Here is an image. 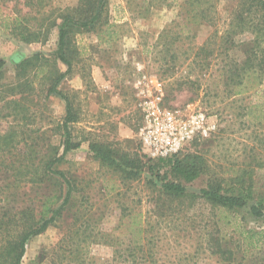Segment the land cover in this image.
Here are the masks:
<instances>
[{
  "label": "rangeland",
  "instance_id": "374dc122",
  "mask_svg": "<svg viewBox=\"0 0 264 264\" xmlns=\"http://www.w3.org/2000/svg\"><path fill=\"white\" fill-rule=\"evenodd\" d=\"M143 1L109 0L103 24L91 33L75 37L72 69L59 85L63 95L52 97L47 109L43 106L32 109L37 118L31 128L46 130L48 143L58 144V137L53 136L51 128L65 116L63 97L70 101L77 118L71 128L74 141L80 147L68 155V163L61 169L77 179L89 201L84 203L85 213L80 220L66 214L45 233L32 238L27 243L22 264H125L115 260L114 249L98 237L83 239L87 227L90 231H101L102 234L114 231L119 235L123 207L141 214L142 220L148 222L154 257L150 263L137 259L138 264H224L210 254L202 238L206 227L212 229L213 223L214 213L207 205L196 204L191 199L175 200L168 203L173 208L169 211L168 206L161 209L153 203L152 197L156 194L150 190L148 182L160 185L165 179H180L173 175L169 159H151L142 150L138 136L142 124L140 105L144 96H157L161 89L165 108L183 110L193 105L217 118L218 132L210 139L190 143L180 158L201 156L208 162L210 173L226 178L234 176L232 166L238 169L237 165L244 168L251 164L249 150L259 144L249 126L253 121L260 131H264V126L255 120L262 114L256 113V117L247 115L246 107L253 100L248 97L250 93L228 98L219 78L196 81L197 75L191 73L187 65L174 69L165 63L157 47L160 35L178 19L179 6L187 0L158 1L149 11L140 10V5L148 4ZM81 7V0H49L40 8L26 6L25 0H0V57L6 62L0 84V133L18 124L14 117L7 116L10 111L2 100L20 101L25 95L16 89L21 80L17 77L18 63L37 53L52 57L57 50V29L50 32L46 43H24L20 40L21 34L30 32L40 40L44 38L41 37L44 28L62 12ZM231 9L232 4L221 3V17L225 19ZM213 33L214 28L197 27L193 32L196 39L191 43L201 45ZM236 54L240 56V51ZM67 69L66 65L56 63L46 68V75L38 78L29 75L36 94L32 97L34 102L43 96V86L49 82L47 76L54 78ZM188 77L193 80L190 82ZM23 101L31 106L30 102ZM14 107L11 104L10 108ZM43 144L40 140V146ZM92 144H103L117 151V161L122 155L129 160L139 159L141 163L137 161L134 169L139 178L128 180L120 172L101 166L94 159ZM254 165L251 164V169ZM254 170L256 172V168ZM256 180L258 193L264 196V170L258 172ZM182 183L189 194H199L207 187L208 177L204 175L191 183ZM29 192L31 194L27 197H16L15 206H26L33 199V193ZM238 216L245 227L264 229V218L257 221L248 215L247 210L239 211ZM119 241L127 244L129 236H120ZM77 245L81 253L80 263L71 259ZM136 256L142 255L137 251Z\"/></svg>",
  "mask_w": 264,
  "mask_h": 264
},
{
  "label": "trees",
  "instance_id": "16d2710c",
  "mask_svg": "<svg viewBox=\"0 0 264 264\" xmlns=\"http://www.w3.org/2000/svg\"><path fill=\"white\" fill-rule=\"evenodd\" d=\"M48 1L25 0L26 6L39 8ZM81 1V9L62 12L45 27L41 36L44 38L38 40V36L30 32L21 34L20 40L24 43H46L50 32L57 29L58 44L52 57L37 53L18 63L17 77L21 80L16 89L25 95L20 101L2 99L10 111L7 116L14 117L18 124L0 133V264H22L27 243L32 238L45 233L66 214L80 220L85 213L84 203L89 201L77 179L61 169L68 163V155L80 147L74 141L71 126L77 118L68 98L63 97L66 103L64 118L51 128L53 136L58 137V144L48 143L46 130L31 128L37 118L32 109L36 106L47 109L52 97L63 95L59 85L72 69L75 37L91 33L103 24L109 0ZM158 1L162 0H144L148 4L140 5V10L149 11ZM223 2L232 4L225 19L219 10ZM179 7L178 19L161 33L157 44L167 66L175 69L187 65L191 73L197 75L196 81L219 78L228 98L250 93L248 97L253 100L246 107L247 115L256 117V113L262 114L255 120L264 126V0H187ZM197 27L214 28L213 35L201 45L191 43L196 39L193 32ZM239 51L240 56L236 54ZM56 63L66 65L67 71L56 74L54 78L47 76L49 82L43 86V96L34 102L32 97L36 94L31 79L46 75V68ZM5 67V60L0 57V84ZM188 80L191 82L193 78L188 77ZM23 100L30 102L31 106L23 104ZM11 104L15 107L10 108ZM257 126L251 121L249 128H253L257 144L264 146V134H261L264 131ZM40 140L44 143L42 146ZM21 143L25 144L20 146ZM259 145L255 144L249 150L248 159L255 164L253 168L251 164L244 168L237 165L238 169L232 166L235 171L232 178L210 173L208 162L201 156L180 158V153L169 158L172 173L179 181L165 179L160 185L148 182L150 190L156 194L152 201L161 209L168 206L170 211L173 208L168 203L184 199L210 208L214 213L212 229L208 230L207 226L202 238L210 254L224 264H264V229L247 228L238 216L239 211L247 210L248 215L257 221L264 218V196L258 193L256 180L258 172L264 170V147ZM91 149L101 166L120 172L128 180L139 178V174L134 172L137 161L141 163L139 159L129 160L122 155L117 161V151L103 144H92ZM151 171L155 175L154 169ZM204 175L208 177L207 187L199 194H189L182 181L191 183ZM29 190L33 199L22 208L15 206V198L27 197L31 194ZM120 223L119 235L114 231L102 234L87 227L83 239L98 237L114 249L115 260L122 263L138 264L137 259L150 263L154 254L152 239L148 236V222L146 224L142 220L141 214L123 207ZM120 236H129L128 243L122 244ZM78 247L71 254V259L80 263ZM137 251L142 256H136Z\"/></svg>",
  "mask_w": 264,
  "mask_h": 264
},
{
  "label": "built area",
  "instance_id": "2783aa9c",
  "mask_svg": "<svg viewBox=\"0 0 264 264\" xmlns=\"http://www.w3.org/2000/svg\"><path fill=\"white\" fill-rule=\"evenodd\" d=\"M161 91L159 89L157 96H144L140 105L142 124L139 142L149 158H173L195 140L210 139L218 132V119L193 105L183 110L165 108Z\"/></svg>",
  "mask_w": 264,
  "mask_h": 264
}]
</instances>
